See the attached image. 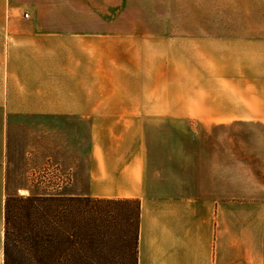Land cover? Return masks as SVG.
<instances>
[{
	"label": "crops",
	"instance_id": "crops-1",
	"mask_svg": "<svg viewBox=\"0 0 264 264\" xmlns=\"http://www.w3.org/2000/svg\"><path fill=\"white\" fill-rule=\"evenodd\" d=\"M46 1H0V225L13 172L52 164L69 183L37 197L138 202L137 264H264V0L215 14L212 116L167 97L171 38L62 30Z\"/></svg>",
	"mask_w": 264,
	"mask_h": 264
},
{
	"label": "rangeland",
	"instance_id": "rangeland-1",
	"mask_svg": "<svg viewBox=\"0 0 264 264\" xmlns=\"http://www.w3.org/2000/svg\"><path fill=\"white\" fill-rule=\"evenodd\" d=\"M12 1L5 0L10 5ZM53 1L58 3L56 8L50 6ZM53 1H46V10L40 11V18H57L62 24V30L75 29L77 20L84 23L93 20L97 31L108 30L110 33L136 35L143 39L149 35L171 38L175 67L184 64V73L173 76L170 82L172 90H168L167 97L175 101H203L205 106L190 107L191 114L212 116L214 18L216 12L222 17L223 23L230 17L237 18L236 0H221V10L218 11L215 0ZM29 12L26 11L24 17L25 14L30 15ZM193 119L189 121V129L205 132L206 137L199 141L206 145L212 144V121L196 122ZM69 180V174L52 164L31 172H13L7 187L4 217L0 225V264L2 258L3 264L5 261L6 233L8 232L9 243L13 244L17 240L18 230L27 222H31L39 230H44L48 227L46 224L50 223L59 232L65 229L71 234L77 233L70 245L60 237L50 242L41 241L42 245L47 246L46 254L52 255L50 260L53 262L136 264L138 202H64L37 197L61 193ZM50 209L56 213L52 218L44 216V211ZM29 211L31 216L28 220L26 212ZM88 229L94 234V243L91 245L84 244L81 236L78 238V233L87 232ZM30 260L36 259L27 258V261Z\"/></svg>",
	"mask_w": 264,
	"mask_h": 264
},
{
	"label": "trees",
	"instance_id": "trees-1",
	"mask_svg": "<svg viewBox=\"0 0 264 264\" xmlns=\"http://www.w3.org/2000/svg\"><path fill=\"white\" fill-rule=\"evenodd\" d=\"M10 199L6 202V208L8 211V204ZM124 202H133V200H123ZM56 213L51 209L44 211V216L49 218L54 217ZM31 216L30 211L26 212V218L29 220ZM8 222V218H7ZM47 222V220H46ZM48 227L44 230H39L31 222H27L23 228H20L17 232V240L10 244L8 232L6 233L5 240V261L4 264H59L50 260L51 254L47 255V246L42 245L41 241L50 242L56 238H61L67 244H72L73 239L77 233H70L65 229L63 232H59L54 224L47 223ZM45 225V226H46ZM138 227H139V206H138ZM85 232V231H84ZM83 232V233H84ZM78 233V238L83 239L84 244L91 245L94 243V234L88 229L87 232ZM77 238V237H76ZM137 240L138 230L135 240V254L137 264ZM43 248V249H42ZM42 249V250H41ZM54 254V253H53ZM55 255V254H54ZM27 258L36 259L35 261H27Z\"/></svg>",
	"mask_w": 264,
	"mask_h": 264
},
{
	"label": "built area",
	"instance_id": "built-area-1",
	"mask_svg": "<svg viewBox=\"0 0 264 264\" xmlns=\"http://www.w3.org/2000/svg\"><path fill=\"white\" fill-rule=\"evenodd\" d=\"M25 18H29V14H25Z\"/></svg>",
	"mask_w": 264,
	"mask_h": 264
}]
</instances>
